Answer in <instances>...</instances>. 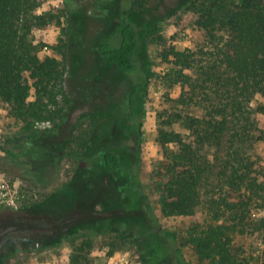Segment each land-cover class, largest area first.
<instances>
[{
  "label": "trees",
  "instance_id": "16d2710c",
  "mask_svg": "<svg viewBox=\"0 0 264 264\" xmlns=\"http://www.w3.org/2000/svg\"><path fill=\"white\" fill-rule=\"evenodd\" d=\"M69 1L63 0L62 12H54L40 11L36 0H0V109L18 128L0 151L8 161L21 163L27 178L38 177L43 183L40 175L48 159L49 170L55 171L64 159L74 162L69 181L42 202L27 201L19 210L6 208L11 215L6 227L0 228V262L13 255L18 244L49 235L45 245L50 246L77 229L92 228L98 222L96 215L110 211L117 215L121 210L115 218L102 219L100 227L121 236L132 233L134 225L141 227V235L146 228L152 232L145 236L151 264L164 259L166 248L180 259L177 236L157 227L150 203L136 183L135 166L121 200L116 195L119 199L95 207L86 200L96 175L88 173L89 166L80 168L78 162L90 155L98 125L80 139L74 136V126L68 134L60 133L71 104L65 86L69 45L79 50L77 33L88 36L87 30L92 32L93 27L83 4L70 8ZM129 1L105 0L119 11V21L111 24L115 34L108 32L99 39L103 29L110 27V17L91 16L98 28L90 39L98 57L133 76L123 101L130 125L139 132L138 112L148 88L140 51L145 39L155 41L152 24L159 16L148 11L142 0ZM168 19L174 25L192 27L199 36L190 47L167 46L159 52L165 66L164 83L178 91L156 115L159 158L152 166L151 179L160 215L200 216L182 236V245L189 246L198 261L250 264L252 256L241 255L236 240L264 237V0H180ZM47 26L60 30L57 44L50 47L57 56H40L46 46L33 32ZM113 103L100 117L90 119L93 124L101 120L99 135L122 121L116 118ZM44 123L49 128H40ZM73 141L76 149L71 147ZM114 150L94 149L99 168L109 174L122 168ZM113 185L119 186L118 179ZM138 203L143 210L137 208ZM152 243L161 245L160 257L153 254Z\"/></svg>",
  "mask_w": 264,
  "mask_h": 264
},
{
  "label": "rangeland",
  "instance_id": "374dc122",
  "mask_svg": "<svg viewBox=\"0 0 264 264\" xmlns=\"http://www.w3.org/2000/svg\"><path fill=\"white\" fill-rule=\"evenodd\" d=\"M39 3V10H52L62 12L65 8L63 0H36ZM69 1V0H68ZM131 0L129 2H133ZM148 11L152 10L159 19L154 24L152 41L150 38L143 41V47L140 51V61L143 63L142 73L147 78V92L143 96L140 105V128H132L127 118V110L123 98L127 88L133 82V76L120 73L114 66L98 57L96 46L90 38H93V32L97 31V21L92 20L91 16L110 17V27L103 29L99 39L106 37V34L112 31L111 24L118 22L119 11L115 9L112 3L105 4V0H70V8H76L77 4H83L85 15L89 18V25L93 31L88 36H82L77 33L81 40L80 49H72L69 45L70 62L65 75V86L70 94L71 104L65 119L61 124L60 135L68 134L70 127L74 126V136L81 138L85 136L96 125H101V120H95L96 124L91 122V117L99 116L114 100V113L116 118L122 119L121 122L111 124L101 135L95 129L93 143L94 147L90 149V155L85 156L78 164L81 167L89 166L88 173L96 175L91 183L92 193L87 197L92 207L104 201L114 200V197L121 200L124 195L123 187L134 175L133 167L137 168L136 175L138 185L141 191L146 195L152 212L155 215L158 225L162 230H168L176 234L177 245L180 249V259L176 258L172 250H163L164 259L155 264H206L196 259L192 249L187 245H182V236L186 229L194 221L199 220V215L194 217H170L164 218L160 215L158 207V195L155 184L151 179L153 164L158 160L157 145L155 143L158 112L167 108L170 101L167 98H175L178 91L174 88L169 89L164 83L165 66L159 58V52L167 46H173L175 49L182 50L190 47L192 41L197 39L199 33L192 27L174 25L168 19L169 11L176 6L180 0H142ZM121 4V3H120ZM145 11V10H144ZM151 25V26H152ZM109 30V31H108ZM107 31V32H105ZM60 30L54 26H47L43 30H35L33 35L41 41L46 49L40 52V56H57L51 51L50 47L58 42ZM86 36V37H85ZM163 42H161V39ZM161 42V43H160ZM75 46V45H74ZM73 46V47H74ZM89 116V117H88ZM122 117V118H121ZM264 122V119H263ZM40 128H49V124L44 123ZM18 130L11 118L6 116L3 109H0V148H7L4 144L5 139L12 136ZM137 130V131H136ZM49 137L46 143H49ZM74 140V139H73ZM72 148L76 149L77 144L73 141ZM115 148L119 155L122 168L115 173H107L99 168L96 159L95 148ZM46 161V160H45ZM45 172L39 178L33 181L27 178L21 171L18 161L10 162L0 151V177L8 184H16L19 188L20 201L17 207H0V220H6V214L16 208L25 206L29 201L32 204L42 202L57 186L69 181L74 169V162L71 159H64L60 164L59 171L49 170V159L44 162ZM137 164V166H136ZM119 186L113 185L116 180ZM121 178V179H119ZM41 183V184H40ZM89 183V184H90ZM43 184V185H42ZM118 195V197L116 196ZM9 208V209H6ZM137 208L143 210V205L137 204ZM98 210V209H97ZM100 211V210H99ZM101 212V211H100ZM122 210L117 215L114 211L103 212L96 215L97 221L92 228L77 229L68 237L59 239L53 245L49 244V235L47 240L42 237L35 238L25 245H17L15 253L1 264H151L149 261V252L146 248V237L152 235L150 230L143 228L144 235H141V227L134 225L132 233H124L121 236L119 232H111L100 227V222L104 218H115L122 214ZM139 211H134L135 216ZM119 214V215H118ZM133 214V215H134ZM140 215V214H139ZM22 216V215H20ZM96 221V220H95ZM94 221V222H95ZM6 222V221H5ZM138 228V229H137ZM155 227L152 228L154 231ZM106 231V232H104ZM49 234V233H48ZM149 235V236H150ZM144 238V239H143ZM237 246H240L241 255H251L250 264H264V237L261 235L249 236L246 239H237ZM47 244L45 245V243ZM44 245V246H43ZM153 254L161 256L162 249L158 243H152Z\"/></svg>",
  "mask_w": 264,
  "mask_h": 264
},
{
  "label": "built area",
  "instance_id": "2783aa9c",
  "mask_svg": "<svg viewBox=\"0 0 264 264\" xmlns=\"http://www.w3.org/2000/svg\"><path fill=\"white\" fill-rule=\"evenodd\" d=\"M20 201L19 188L0 177V207H15Z\"/></svg>",
  "mask_w": 264,
  "mask_h": 264
},
{
  "label": "flooded vegetation",
  "instance_id": "af4514ba",
  "mask_svg": "<svg viewBox=\"0 0 264 264\" xmlns=\"http://www.w3.org/2000/svg\"><path fill=\"white\" fill-rule=\"evenodd\" d=\"M16 207H17V206H16ZM19 209H20V208H16L15 210H19ZM10 215H11V212H7V214H6V216H5V217L8 216L7 219L5 220L6 222H5L4 220H0V228L3 227V226L6 227V226H5V223H7V222L10 221V220H9Z\"/></svg>",
  "mask_w": 264,
  "mask_h": 264
}]
</instances>
